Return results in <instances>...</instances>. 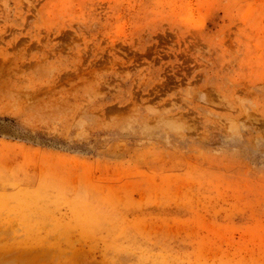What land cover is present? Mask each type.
Instances as JSON below:
<instances>
[{"label": "rangeland", "instance_id": "1", "mask_svg": "<svg viewBox=\"0 0 264 264\" xmlns=\"http://www.w3.org/2000/svg\"><path fill=\"white\" fill-rule=\"evenodd\" d=\"M0 264H264V0H0Z\"/></svg>", "mask_w": 264, "mask_h": 264}]
</instances>
